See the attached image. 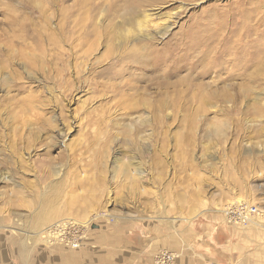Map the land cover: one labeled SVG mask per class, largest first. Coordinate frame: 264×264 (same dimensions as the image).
I'll return each instance as SVG.
<instances>
[{
    "label": "rangeland",
    "instance_id": "1",
    "mask_svg": "<svg viewBox=\"0 0 264 264\" xmlns=\"http://www.w3.org/2000/svg\"><path fill=\"white\" fill-rule=\"evenodd\" d=\"M238 204L264 264V0H0V264L205 263Z\"/></svg>",
    "mask_w": 264,
    "mask_h": 264
},
{
    "label": "crops",
    "instance_id": "2",
    "mask_svg": "<svg viewBox=\"0 0 264 264\" xmlns=\"http://www.w3.org/2000/svg\"><path fill=\"white\" fill-rule=\"evenodd\" d=\"M221 217H223L222 221H224L225 224H222L221 220L217 221L216 219V221H214L212 218L209 219L207 215L203 217L206 220L205 222L211 224V226L220 222L223 227L217 226V228H219L218 235L222 236L219 237L217 242L213 243L214 246H212V240L205 244L208 248L205 247L204 251H202V261L205 263L201 262V264H241L240 260H237L239 257L237 256V227L226 224L227 215H221ZM170 228L172 230L166 232L152 225L151 236L147 237V239H141V248L148 249V247H152L154 250L164 249V252L170 251L173 253L177 251L178 257L180 256L179 259H177V264H193V260H191L193 257L188 256L184 252V240L177 234L175 227L173 228V226H170ZM212 236L213 234L211 237ZM177 237L179 239H177ZM225 239L228 241L223 243Z\"/></svg>",
    "mask_w": 264,
    "mask_h": 264
},
{
    "label": "built area",
    "instance_id": "3",
    "mask_svg": "<svg viewBox=\"0 0 264 264\" xmlns=\"http://www.w3.org/2000/svg\"><path fill=\"white\" fill-rule=\"evenodd\" d=\"M255 213H256L255 207H247L244 204H238L237 208L233 209L231 213L229 214L227 213V216L229 221L233 223L236 222L240 224H246L251 220L249 219V217L255 215ZM167 258L169 260L170 257L167 256ZM172 258L170 259V262H172Z\"/></svg>",
    "mask_w": 264,
    "mask_h": 264
},
{
    "label": "bare ground",
    "instance_id": "4",
    "mask_svg": "<svg viewBox=\"0 0 264 264\" xmlns=\"http://www.w3.org/2000/svg\"><path fill=\"white\" fill-rule=\"evenodd\" d=\"M257 70H258V69H257ZM258 71H259V70H258ZM256 72H257V71H256ZM137 106H139V104L137 105L136 100H135V102L133 103V107H132V108H133V109L138 108ZM15 107H16V106H15ZM132 108H131V109H132ZM24 110H25V109H24ZM22 111H23V110H22ZM22 111H21V112H22ZM23 114H24V113H23ZM18 123H19V122H18ZM16 141H17V140H16ZM90 142H91V140H90ZM90 145H91V144H90ZM91 146H92V145H91ZM89 147H90V146H89ZM14 148H15V146H14ZM9 149H10V148H9ZM84 150H85V149H84ZM87 150H89V149H87ZM10 152H11V151H10ZM11 153H12V152H11ZM12 156H13V155H11V157H12ZM5 158H6V157H5ZM9 159H10V158H9ZM9 159L6 160V161H8V163L10 164V163H12V162H11ZM14 160H15V159H14ZM14 163H15V161H14ZM18 163H19V162H18ZM20 164H21V163H20ZM18 166H19V165H18ZM18 166H17V167H18ZM21 166H22V164H21ZM95 168H96V167H95ZM18 169H19V168H18ZM55 175H56V174H55ZM67 181H68V180H67ZM53 189H54V188H53ZM42 191H43V190H42ZM45 191H46V190H45ZM56 193H57V192H56ZM46 194H47V193H46ZM21 195H22V194H21ZM57 195H59V194H57ZM53 196H55V195L52 194V195H51V198H49V200H48V201H50L52 204H53L54 202H56V201L58 202V199L60 198V197L58 198V197H56V196H55V197H53ZM39 198H40V197H39ZM39 200H40V199H39ZM59 200H60V199H59ZM36 201H37V200H36ZM39 203H40V202H39ZM39 203H38V204H39ZM42 203H43V202H42ZM38 204H37V205H38ZM40 204H41V203H40ZM44 205H45V204H44Z\"/></svg>",
    "mask_w": 264,
    "mask_h": 264
}]
</instances>
